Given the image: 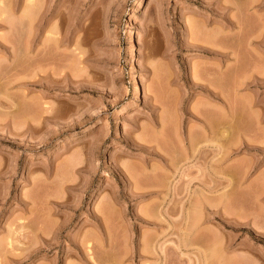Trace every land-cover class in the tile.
<instances>
[{
    "label": "rangeland",
    "instance_id": "rangeland-1",
    "mask_svg": "<svg viewBox=\"0 0 264 264\" xmlns=\"http://www.w3.org/2000/svg\"><path fill=\"white\" fill-rule=\"evenodd\" d=\"M0 264H264V0H0Z\"/></svg>",
    "mask_w": 264,
    "mask_h": 264
},
{
    "label": "bare ground",
    "instance_id": "bare-ground-1",
    "mask_svg": "<svg viewBox=\"0 0 264 264\" xmlns=\"http://www.w3.org/2000/svg\"><path fill=\"white\" fill-rule=\"evenodd\" d=\"M139 47H140V46H139ZM38 60H39L38 62H39L40 68H41L42 65H43V64H42V59L39 58ZM116 69H117V68H116ZM136 88H137V86H136ZM235 220H236V219H235ZM229 222H230V221H229Z\"/></svg>",
    "mask_w": 264,
    "mask_h": 264
}]
</instances>
